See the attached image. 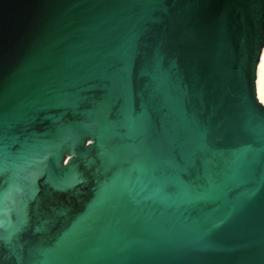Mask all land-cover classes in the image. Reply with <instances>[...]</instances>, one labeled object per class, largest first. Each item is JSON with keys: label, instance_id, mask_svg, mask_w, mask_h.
I'll list each match as a JSON object with an SVG mask.
<instances>
[{"label": "water", "instance_id": "95a60500", "mask_svg": "<svg viewBox=\"0 0 264 264\" xmlns=\"http://www.w3.org/2000/svg\"><path fill=\"white\" fill-rule=\"evenodd\" d=\"M264 0H0V264H264Z\"/></svg>", "mask_w": 264, "mask_h": 264}, {"label": "bare ground", "instance_id": "6f19581e", "mask_svg": "<svg viewBox=\"0 0 264 264\" xmlns=\"http://www.w3.org/2000/svg\"><path fill=\"white\" fill-rule=\"evenodd\" d=\"M257 94L261 102L264 103V48L257 70Z\"/></svg>", "mask_w": 264, "mask_h": 264}]
</instances>
